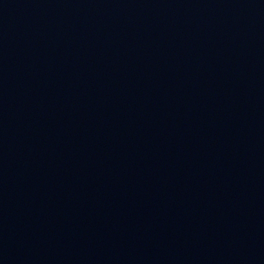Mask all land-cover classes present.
<instances>
[{"label":"water","instance_id":"water-1","mask_svg":"<svg viewBox=\"0 0 264 264\" xmlns=\"http://www.w3.org/2000/svg\"><path fill=\"white\" fill-rule=\"evenodd\" d=\"M0 264H264V0H0Z\"/></svg>","mask_w":264,"mask_h":264}]
</instances>
